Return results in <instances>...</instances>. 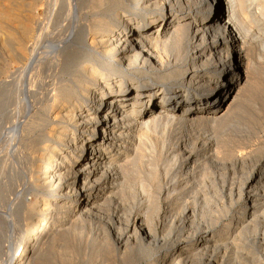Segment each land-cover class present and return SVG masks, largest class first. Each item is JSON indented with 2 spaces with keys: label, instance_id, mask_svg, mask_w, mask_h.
Returning <instances> with one entry per match:
<instances>
[{
  "label": "bare ground",
  "instance_id": "bare-ground-1",
  "mask_svg": "<svg viewBox=\"0 0 264 264\" xmlns=\"http://www.w3.org/2000/svg\"><path fill=\"white\" fill-rule=\"evenodd\" d=\"M0 28V138L44 139L0 264H264V0H8Z\"/></svg>",
  "mask_w": 264,
  "mask_h": 264
},
{
  "label": "rangeland",
  "instance_id": "rangeland-1",
  "mask_svg": "<svg viewBox=\"0 0 264 264\" xmlns=\"http://www.w3.org/2000/svg\"><path fill=\"white\" fill-rule=\"evenodd\" d=\"M6 0H1L0 1V3H2L3 2V4H5V3H7V1L5 2ZM45 4H43L42 2H38V4H37V8H36V10H35V15H37L38 16V18H39V20L43 23V25H45L46 23H47V13H46V10H45V6H44ZM45 10V11H44ZM44 12V13H43ZM39 14V15H38ZM46 14V15H45ZM45 15V16H44ZM43 18V19H42ZM246 18L248 19V17L246 16ZM245 18V19H246ZM250 18V17H249ZM248 21V20H247ZM11 22V21H10ZM10 22H8L7 21V23H9V24H13L12 22L10 23ZM6 23L4 22V24H1L2 26V30L4 29V27L7 25H5ZM8 24V25H9ZM10 26V25H9ZM255 26L253 25V27H251V29L250 30H254V31H251V32H249V35H250V37L249 38H252V41L253 42H255V39L253 38V32H254V34L255 33H257V30L254 28ZM6 28V27H5ZM1 29V28H0ZM251 35H252V37H251ZM29 45V44H28ZM255 52H256V49H255ZM254 52V53H255ZM1 66V65H0ZM14 68H12V66L10 67V70H13ZM137 76H139V78L140 79H145L146 78V76H144V75H140V74H138ZM142 77V78H141ZM4 78H6V77H4V76H1L0 77V80H2V79H4ZM149 81H151V80H149ZM9 86V87H8ZM8 86H6L5 88H1L0 87V98H2V99H5L4 100V103H5V101H6V99H7V101H6V104H8V105H10L9 107L10 108H12V107H14L15 105H16V103H15V97H17L15 94V89H14V87H13V84H9ZM13 87V88H12ZM7 88V89H6ZM3 93V94H2ZM2 94V95H1ZM5 95H6V97H5ZM4 96V97H3ZM14 96V97H13ZM20 102V101H19ZM156 107H160V105H157ZM20 108H22L20 105L19 106H17V110H21ZM8 111V110H7ZM19 113H18V115L17 114H11L10 112V114L8 113V115H7V113L5 112L4 113V115L2 114V112H0V124H1V121L2 122H4L5 124V126L6 127H9V125L10 126H12V125H14L15 123H17L19 120H20V118L19 117H21V112H23V111H18ZM10 115V116H9ZM13 115V116H12ZM16 115V116H15ZM20 115V116H19ZM16 117H17V120H16ZM16 120V121H15ZM8 122V123H7ZM41 122V121H40ZM13 123V124H12ZM38 124H36V123H34L36 126H37V128L38 129H40V128H42V126L40 125V126H38L39 125V122H37ZM2 125H0V135H1V130H2ZM39 133L40 132H38V134H37V130H36V133H33V135H31L32 134V132L30 133V136L31 137H33L34 139V142H35V144H34V142H33V140H25V141H23V142H17V141H13V145H15L16 146V149H18V150H15L14 152H12L11 151V149L9 148V146H10V144H11V142H7V145H6V143L5 142H2V139H3V136H0L1 138H0V151H2V152H0V158H5V162H4V160L3 159H0L1 160V164H2V167H1V165H0V175H1V178H0V184H2L3 186H1L0 188V191H2V188H3V193H4V198H5V200L6 201H4V199H2L1 201H0V205H2L3 206V208H5V203L7 202V198L10 196H12V195H10L11 194V191L12 190H14V188L16 187V188H19V185H20V188H21V183H22V178L20 177L21 176V174H20V172H19V170H22L21 172H23V171H25V170H27V167H29V165H28V162H27V159H29L30 157H31V155L32 156H37V154H38V151H36L35 152V149L37 150V148H39L40 146H42L43 145V142H42V140H44V139H42V137L39 135ZM36 135H38V136H36ZM41 138V139H40ZM16 143V144H15ZM24 143V144H23ZM33 145H32V144ZM18 144V145H17ZM22 144V145H21ZM4 145H6V146H4ZM31 145V146H30ZM4 148H3V147ZM29 146V147H28ZM11 147V146H10ZM23 149H22V148ZM2 148V149H1ZM29 148V149H28ZM7 149V150H6ZM27 150V151H26ZM32 152H31V151ZM3 151L5 152V153H7V155H5V157L4 156H2L3 154ZM6 151H9V152H6ZM22 152V154H21V152ZM29 151H30V153H29ZM18 152V153H17ZM20 152V153H19ZM12 153V154H11ZM14 153H17L16 155L14 154ZM28 155V157H25V156H27ZM19 155H21V156H19ZM23 155V156H22ZM17 156V157H16ZM20 159H19V158ZM15 160H16V163H15ZM18 160H21V161H18ZM3 161V162H2ZM27 163V164H26ZM26 166V167H25ZM19 168V169H18ZM25 168V169H24ZM15 169H16V171H15ZM1 170H2V173H1ZM7 170V171H6ZM14 172H16V173H14ZM17 172H19V173H17ZM9 177V179L10 178H14V175L16 176V178H18L17 176H18V174H20V178H18V179H16V180H20V182L19 181H15V183L14 184H16V185H14L15 187H13V189L11 188L12 186H10V184L8 183V177L6 176V175ZM11 174H13V175H11ZM5 175V176H4ZM3 181V182H2ZM19 182V183H18ZM6 183V184H5ZM6 185V186H5ZM8 185H9V187H8ZM8 189V190H7ZM9 189H11V191L9 190ZM7 190V191H6ZM6 192V193H5ZM8 196V197H7ZM202 204V203H201ZM200 208L202 207L200 204L198 205ZM208 207H210V206H208ZM213 208V207H212ZM211 208V209H212ZM225 215V214H224ZM227 215V216H226ZM225 216H224V218H230L231 216H233V213H231L230 211H228L227 212V214H226ZM206 216H208V215H206ZM210 216V215H209Z\"/></svg>",
  "mask_w": 264,
  "mask_h": 264
}]
</instances>
